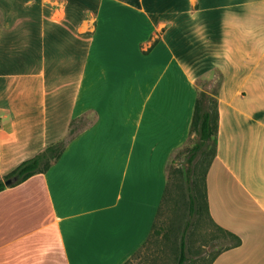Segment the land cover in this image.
Returning <instances> with one entry per match:
<instances>
[{"label":"crops","instance_id":"crops-1","mask_svg":"<svg viewBox=\"0 0 264 264\" xmlns=\"http://www.w3.org/2000/svg\"><path fill=\"white\" fill-rule=\"evenodd\" d=\"M212 70L208 209L241 240L213 264H264V0H0V179L94 118L0 192V264H124Z\"/></svg>","mask_w":264,"mask_h":264},{"label":"trees","instance_id":"trees-1","mask_svg":"<svg viewBox=\"0 0 264 264\" xmlns=\"http://www.w3.org/2000/svg\"><path fill=\"white\" fill-rule=\"evenodd\" d=\"M217 96L218 91L213 97L206 91H200L198 89L189 130V139L183 150L181 148L177 149L178 152L184 155L185 160L181 167L176 171V175L178 176V195L175 196L177 197V202H182L180 203L182 204V207H184L187 215L186 222L182 229L179 245V260L177 264H192L197 262L198 256L193 259L191 255H189L192 246V230L203 220L204 216L209 218L212 224L214 223L208 209L206 179L208 171L217 154V133L219 126V102ZM86 126L87 125L77 130L75 122H72L69 127V134L71 135L69 139L60 140L50 144L36 156L23 161L12 172L6 175L3 179H0V192L7 187L17 186L34 175L47 172L49 168L62 157L67 144ZM173 154L174 152L171 157ZM171 160L167 165V181L161 204L157 210L153 228L148 238L153 231L158 233L156 223L162 214L163 205L167 201L172 200V197L174 196L173 194L175 193V191L173 193L171 187V181H173L172 177L174 176V172L171 168L173 160ZM10 178H16V182L12 186H6L4 181ZM220 229L236 239V245L233 247H237L241 244V240L238 236L222 228ZM148 238L141 247L145 246ZM211 242H213V236ZM221 253L222 252H219L214 257L212 256L210 261L205 260V258H203V261L206 264H213V261Z\"/></svg>","mask_w":264,"mask_h":264},{"label":"rangeland","instance_id":"rangeland-1","mask_svg":"<svg viewBox=\"0 0 264 264\" xmlns=\"http://www.w3.org/2000/svg\"><path fill=\"white\" fill-rule=\"evenodd\" d=\"M27 66L33 67V64H28ZM219 78L220 75L217 72L210 71L206 78L198 82L197 91L198 89L200 91H206L210 96L214 97L219 89ZM93 119L91 114L81 117L75 122L76 129L79 130L83 126L89 125ZM70 136V134H67L62 140H67ZM186 143L181 147L182 150L185 148ZM171 159L173 160L171 168L174 172L171 187L173 193L174 191L175 193L173 194L172 200L167 201L163 205L162 214L156 223L158 233L153 231L145 246L139 248L124 264L178 263L181 234L187 215L184 207H182V202H177L178 200L175 196L178 195V176L176 175V171L181 167L185 157L178 150H175ZM212 236L213 242H211ZM191 243L192 246L189 255L193 259L198 256L197 262L192 264H206L203 258L210 261L212 256L214 257L219 252L235 246L236 239L231 237L227 232L221 231L219 227L210 222L209 218L204 216L203 220L192 230Z\"/></svg>","mask_w":264,"mask_h":264},{"label":"water","instance_id":"water-1","mask_svg":"<svg viewBox=\"0 0 264 264\" xmlns=\"http://www.w3.org/2000/svg\"><path fill=\"white\" fill-rule=\"evenodd\" d=\"M16 182V178H10L4 181L6 186H12Z\"/></svg>","mask_w":264,"mask_h":264}]
</instances>
